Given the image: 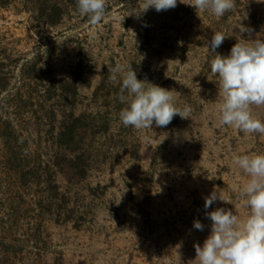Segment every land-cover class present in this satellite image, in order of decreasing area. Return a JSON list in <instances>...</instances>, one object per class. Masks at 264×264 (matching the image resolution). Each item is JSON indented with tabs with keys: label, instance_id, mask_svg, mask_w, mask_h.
<instances>
[{
	"label": "rangeland",
	"instance_id": "obj_1",
	"mask_svg": "<svg viewBox=\"0 0 264 264\" xmlns=\"http://www.w3.org/2000/svg\"><path fill=\"white\" fill-rule=\"evenodd\" d=\"M182 2L143 12L144 0H106L93 26L76 0H0V264H198L206 212L246 214L232 157L264 153V135L219 124L207 42L222 32L227 56L264 39V2L235 0L219 18ZM117 65L174 90L189 118L125 127ZM252 112L264 121V106ZM214 189L224 201L205 209Z\"/></svg>",
	"mask_w": 264,
	"mask_h": 264
},
{
	"label": "clouds",
	"instance_id": "obj_2",
	"mask_svg": "<svg viewBox=\"0 0 264 264\" xmlns=\"http://www.w3.org/2000/svg\"><path fill=\"white\" fill-rule=\"evenodd\" d=\"M188 5L197 13L208 12L219 18L235 7V0H191ZM176 6L177 0H144L142 5L143 12L149 8L160 12ZM76 7L93 26L106 15V0H76ZM240 31L250 32L243 25ZM225 38L217 31L207 42L212 54L211 72L219 82L216 119L221 126L264 135V121L252 112L253 105L264 106V39L239 40L224 56L216 49ZM109 72L111 81H120L118 99L125 106L119 119L125 127L146 130L166 127L177 115L189 118L191 109L187 105L182 109L176 106L174 90L138 79L131 66L117 65ZM144 139L148 141V137ZM232 164L247 177L239 187L234 186L247 212L243 216L224 208L206 212L211 232L202 246L194 245L198 264H264V153L234 154ZM217 200L224 201L214 189L205 197L204 208H210ZM194 228L203 231L204 225L195 220Z\"/></svg>",
	"mask_w": 264,
	"mask_h": 264
},
{
	"label": "trees",
	"instance_id": "obj_3",
	"mask_svg": "<svg viewBox=\"0 0 264 264\" xmlns=\"http://www.w3.org/2000/svg\"><path fill=\"white\" fill-rule=\"evenodd\" d=\"M22 74V73H21ZM22 80V83L24 84V82H26V81H23L24 79H21ZM6 84H7V82L3 85V87H4V90H5V88H6ZM29 85V84H28ZM62 87V89L63 90H65L64 89V85L63 86H61ZM62 89L60 90V94L61 95H63V93H62ZM45 90H46V88H45ZM45 90H44V93H45ZM56 90H58V89H56ZM48 91H49V89L47 90V93H48ZM54 92V91H53ZM43 93V94H44ZM52 93V92H51ZM42 96H44V95H42ZM1 120V119H0ZM0 127H1V125H0ZM11 128H10V131H7L6 132V135H11L12 134V132H14L15 131V128L14 127H12V126H10ZM61 134H64V132L63 133H61ZM0 135H2V133H0ZM60 142V141H59ZM58 142V147H60L61 145V142L59 143ZM57 147V148H58ZM58 156L60 157V154L58 153V152H56V154L54 155V158L51 160V162H48V163H46V168H49V166L52 164V166H56V164H58L60 161L59 160H61V157L60 158H58ZM50 161V160H49ZM27 173H29V172H27ZM63 197H64V194H63ZM56 198H53V200H55ZM59 203H60V205L61 204H63V202H61L60 200H59ZM60 205H58L59 207H60ZM61 207H63V206H61ZM60 207V208H61Z\"/></svg>",
	"mask_w": 264,
	"mask_h": 264
}]
</instances>
